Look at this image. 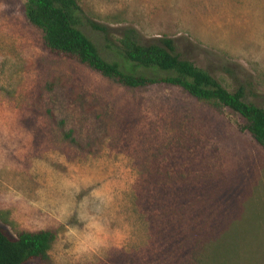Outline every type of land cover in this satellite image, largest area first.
Masks as SVG:
<instances>
[{
  "label": "rangeland",
  "instance_id": "rangeland-1",
  "mask_svg": "<svg viewBox=\"0 0 264 264\" xmlns=\"http://www.w3.org/2000/svg\"><path fill=\"white\" fill-rule=\"evenodd\" d=\"M104 26L177 51L264 108V0H77ZM226 108L177 87L125 88L50 54L21 0H0V226L55 230L47 264H198L246 235L264 264V149ZM255 237H257L255 239ZM37 264V263H32Z\"/></svg>",
  "mask_w": 264,
  "mask_h": 264
},
{
  "label": "trees",
  "instance_id": "trees-1",
  "mask_svg": "<svg viewBox=\"0 0 264 264\" xmlns=\"http://www.w3.org/2000/svg\"><path fill=\"white\" fill-rule=\"evenodd\" d=\"M26 23L40 32L44 48L52 55L69 58L125 88L152 85L177 87L189 97L226 108L242 121V130L264 149V108L246 101L244 88L227 90L208 71L184 58L171 38L142 44L134 31L122 34L107 46L108 59L84 33L86 27L104 33V26L86 17L77 0H21ZM55 230L22 231L15 237L0 226V264H47L56 240ZM246 235L230 232L211 238L198 264H243L248 260L241 248ZM257 237H255L256 239Z\"/></svg>",
  "mask_w": 264,
  "mask_h": 264
}]
</instances>
